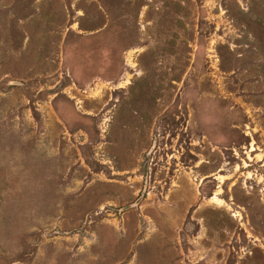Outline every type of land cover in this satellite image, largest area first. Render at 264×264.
Listing matches in <instances>:
<instances>
[{"label":"rangeland","instance_id":"obj_1","mask_svg":"<svg viewBox=\"0 0 264 264\" xmlns=\"http://www.w3.org/2000/svg\"><path fill=\"white\" fill-rule=\"evenodd\" d=\"M0 264H264V0H0Z\"/></svg>","mask_w":264,"mask_h":264}]
</instances>
